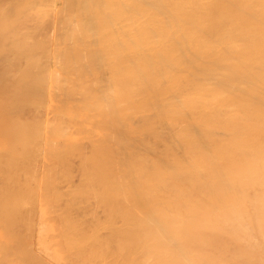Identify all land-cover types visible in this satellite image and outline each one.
<instances>
[{"label": "bare ground", "instance_id": "1", "mask_svg": "<svg viewBox=\"0 0 264 264\" xmlns=\"http://www.w3.org/2000/svg\"><path fill=\"white\" fill-rule=\"evenodd\" d=\"M0 105V142L3 139L6 144L8 139L9 141L12 139L10 142L13 141L18 146L16 142L22 140V142L19 141L23 143V145L20 144L21 150L27 153V156L22 157L26 158L35 153L40 156V153L47 151L49 156L46 155L47 152L43 155H46L48 159H52L56 154L61 155L62 159V155L70 151L72 153L74 151L83 152L88 148L85 147L87 144L90 146V151L95 153L96 160L98 156L103 157L101 170H98L100 165H98V169L95 168L99 171V177L102 175L101 188L103 189L99 194L100 186L98 189L95 187L97 190L94 193L96 192L100 201H103L99 205L103 204V213H106L103 215L105 217L107 215L106 221L101 218L103 222L105 221V226L97 224L99 219L96 223L93 221L91 224L92 220L87 216L85 218L90 220V223L89 220L87 222L89 226L96 224L95 228L98 225L99 228L106 229L107 236L103 240L104 243L101 239L100 243H103V246L105 244L109 251L112 250L111 254L106 249L105 256L108 258L109 255L113 256L109 259L114 264H264V0H0ZM3 105H18V107H2ZM19 105H26L25 107H29V109L30 106L36 105L38 110L39 108L43 110V105H53L52 115L54 114V116L48 117L51 113V109H49V112L46 113L49 114L47 116L49 119L46 120V124L47 122L48 124L44 125L42 123L44 116L40 113L41 116L36 114L39 118L34 119H40L39 122L42 125L35 122L37 120L33 123L31 118L32 125L29 123V126L27 125L28 121L25 120L27 123L24 124L23 119L26 118L24 115L29 119L28 115L30 113L32 115L30 111L33 110L30 109L27 112H30L28 115L23 110V115L20 114L23 116V122H21V117L19 118V123H23V127L17 123L18 129H23L19 131L16 124L12 127V122L10 123L8 120V118H12L11 114L14 117L18 112L21 113L22 110H18ZM54 105L55 107L58 105V107L55 108ZM75 107V114H72ZM31 115L30 117L33 116ZM73 118L80 120L79 123L77 119L75 120L78 126H73L74 130L70 129V124L74 122ZM90 119L93 120L92 129L88 128L85 122ZM6 120H8L11 129L7 123V125L5 124ZM5 126H8L9 129ZM78 127H82L78 131L81 133L80 136L84 134L87 137L82 135L81 138H75L76 136H73ZM87 129L93 130L91 131L93 136L88 137V133H91ZM20 134L24 138H15ZM68 134H73V137ZM13 143L10 144L11 147H13ZM20 146H18L19 149ZM3 147L0 148V151ZM6 148L9 150L8 147H5V151ZM12 149L14 148H11V151H13ZM21 150L19 152H22ZM16 152L14 151L12 154ZM4 153L0 152V156ZM29 153L31 154L29 155ZM8 154L6 152V155ZM23 155L25 154L23 153ZM9 156L6 157L9 158ZM15 156L17 157L16 154ZM33 156L35 157V155ZM10 157L13 158L12 155ZM68 157H71L70 154ZM36 158L38 161V157ZM28 159L30 158L28 157ZM53 159L55 163L53 164L54 161H51V164H58V161ZM68 159L71 160V158ZM43 161L50 164V161L46 162V159ZM84 161L82 162L84 163ZM4 162L6 161L3 160ZM76 162L73 163L77 164ZM91 162L95 164L93 161ZM33 163L35 164L34 161ZM84 164L85 169L88 166H91L92 169V165ZM6 165L8 166V164ZM39 165L35 164L38 169L41 167ZM77 165L76 170L79 167V164ZM14 166L11 165L12 169L16 171L17 167L13 168ZM17 166L20 167L18 168L20 171L25 169L22 164H17ZM32 167L34 168V165ZM8 168L10 167L8 166ZM46 168L48 169L47 166ZM61 168L65 169L64 166ZM71 168L72 170H69L72 172L73 167ZM3 169L4 167H2V171ZM80 169L82 171V168ZM91 169L90 171H92ZM60 170L58 172L63 171L65 174L68 172L67 169V171ZM53 171L56 174L57 170L53 169ZM77 171H73L74 174L76 173L75 176H80L81 173L78 175ZM6 172L4 171L3 175ZM11 172L13 173L12 170ZM16 172L14 175H18V170ZM49 172L50 170L47 172L48 175ZM63 172H61L60 178L59 175L57 176V180L70 175L64 176ZM36 174L34 173L33 176ZM8 175L10 177L8 181L12 183L16 179L17 184L22 176L21 174L19 178L13 179L14 175L9 173ZM51 175L53 176V173ZM71 176L73 178L74 175ZM92 176H87V178L94 179ZM6 177L0 180L3 190L8 182L5 180ZM25 177L29 182L28 173ZM67 178L68 183L70 178ZM42 180L44 181V179ZM51 180L49 179L50 182ZM84 180L82 181L88 182ZM61 181L59 182L60 186L56 182L58 187L62 192L63 190L67 192L66 186L70 183L65 186L64 180L62 182L63 187L66 188L64 189L61 186ZM75 181L74 183L77 184ZM93 181L92 183H94ZM25 182L23 180V183ZM38 182L36 183L38 184ZM31 183L29 182V184ZM14 184L16 186H13ZM14 184H9L11 190L14 187L20 192L24 188L26 192L22 193L26 196L35 190L31 186L26 187L28 188L26 190L21 185V189H19V185L17 186L16 182ZM23 185L27 186L28 184ZM9 186H7L8 190ZM74 186L76 187V185ZM86 186L84 184V189ZM58 187L56 186V189ZM81 187L76 188L77 191L81 190ZM14 188L12 192L18 191L17 189L14 191ZM50 188L52 189V187ZM45 189L43 188L44 191ZM55 190L53 192L60 195L59 188L58 191ZM71 190H74V187ZM87 191L83 192L88 194ZM65 192L63 193L65 194ZM74 192L77 194L76 190L72 194ZM22 193L21 196L19 194L22 197L20 199L13 194L14 200L12 199V201L16 199L17 202H14L16 205L11 201V197L9 198V201L12 202L9 204L14 205L13 209L12 206L10 208L15 212L14 216H16V212L29 204L27 203L29 200L26 201L24 198L27 197L23 198ZM35 193L34 191L33 194ZM41 194L42 202V200L45 201L47 195L43 196L42 194L41 196ZM55 194L53 193V196ZM66 194H70V192ZM76 194L73 196L77 197ZM97 195L93 196L96 198ZM82 196V199L85 200L86 196L84 194ZM35 197L37 196L35 195ZM57 198L55 200L64 202L63 197ZM79 198L77 200L74 198L76 203ZM34 199L36 198L30 199L32 204L37 203L39 198L36 201ZM53 199L54 197H52V201ZM91 199L89 200L90 204L92 203ZM55 200L52 204L51 201H47L49 204L44 207L47 209H45L46 211H50L49 207L47 208L50 206L52 214L56 210V203L59 202H55ZM6 201L8 202V200ZM92 201L94 202L93 199ZM7 202H4L6 205L3 207L0 206V209L4 210L3 213L1 212L4 217H7L5 214L9 213L5 212L4 207L11 205H8ZM41 202L42 211L43 204ZM60 202L57 204L58 206ZM76 203L70 202L69 209H71V204L77 205ZM0 204L2 205L3 202ZM95 205L92 203V208H95ZM84 206L85 204L83 208ZM88 206H90L89 203ZM67 207L60 205V209L65 208L66 212L63 209L60 211L57 208L58 211L56 210L58 213L59 211L64 212L61 214L65 218L63 216V219L61 217L58 219L59 216L57 218V220H63L61 221L62 225V222L65 225L71 224L77 234H81L87 229L91 232L94 231L90 230L91 226L89 228L85 225V218H83L84 226L81 221L75 220V218H79L77 216L79 213L82 215L81 207V209H77L80 211L78 214H72L73 218L69 213L70 210L67 212ZM33 208L31 209L33 210ZM26 209L23 211L27 212ZM98 209L97 207L94 209L96 213ZM23 211L20 212L23 213ZM46 211L39 213V218L42 214L44 216ZM75 211L76 209H74ZM93 213L94 217L98 216L95 215V212ZM13 214H10L11 217ZM19 214L18 217L21 215V218L19 217L21 221L24 214ZM52 214L48 215L53 218V220L49 219L51 225L55 220V215L53 217ZM92 215L88 216L92 217ZM32 216L33 214L31 218ZM46 216L47 214L45 218ZM27 218L23 219L24 223L15 221V219L13 221L19 222L18 226L23 224L24 228ZM45 218L44 222L40 221V224L36 226L39 238L37 234L35 235L37 239L41 238L43 249L47 255L50 254L53 257L51 250L56 248L53 249L54 246H51V242L54 244L53 240L56 237L49 241L46 240L48 243L44 244L45 236L50 233L46 234V232L51 230L52 234L54 231V228L52 229L51 225H48L50 223L46 224L48 218L46 220ZM67 218H71V220ZM6 220L8 221V218ZM29 221L30 218L26 221V225ZM29 223L30 225L34 224ZM36 223L37 221L32 225L33 228ZM12 226L13 229L8 226L5 228H8L9 232L10 229L14 231L16 226ZM28 226L29 224L27 228ZM32 226H29L31 232L35 231ZM84 227L88 228L84 229ZM16 228L19 232L20 228ZM59 230L56 231H59L62 237L64 230L61 227ZM89 231L87 230L86 234L90 233ZM31 232L30 234L28 232L29 236L34 235V232H32L33 235ZM103 233L106 234L105 232L100 234L103 235ZM18 234L16 235L15 232L16 236ZM83 234L81 235L84 236L85 234ZM95 234L91 233L93 238ZM72 235L69 237L70 239ZM29 236L27 235L26 238ZM11 237L10 239H14V242V235L13 238ZM74 238L73 240H75ZM89 238L90 236L85 238V241ZM10 239H3L7 242L5 245L0 242V245L5 247L11 245ZM16 239L18 238L16 237ZM19 239L16 240L20 243L19 245L27 251V244H29L31 250L32 245L29 239L26 240L29 241L27 243L22 238V241H25L23 243L27 245L26 248V245L19 242ZM70 239L68 242H72ZM83 240L82 243H84ZM77 241L79 243V240ZM96 241L95 243H99V240ZM61 244L64 247V242ZM81 244H77L79 248H72L75 243L72 246L69 245L72 248L70 249L72 254L74 250V253L80 250L81 246L79 245ZM13 245L9 251L8 247L5 248L8 251L4 250L7 254L3 251L6 257L10 258L8 255L10 253L17 258V261L15 257L13 258L16 261L14 263L26 264L25 261L20 262L23 260L21 257H28L29 253L27 255L22 253L21 246V249L18 247L20 252L19 250L16 252ZM93 245L91 247L95 250L101 247V245L98 247V244H96L97 248L94 243ZM85 246L83 245L84 249ZM13 247L16 253L24 256L19 257V254H15L14 250L12 251ZM87 247L90 245L86 246V249H89ZM0 249H2L1 246ZM58 250L53 253L58 255L62 250L67 253L66 256L62 254L63 257H60L61 260L64 259V256L67 257L68 261L63 260L67 264L69 261L71 262V258L74 262L72 264H76L77 261L75 260V262L74 258L84 257L83 252L75 257V254L70 257L71 252L68 248L69 254L66 249L59 250V252ZM29 252L31 253V251ZM33 252L35 251L33 250ZM107 252L110 254L108 255ZM39 253L37 252L36 256ZM84 253L89 256L86 252ZM42 254L45 255V253ZM97 254L99 256L102 252ZM33 255L35 256V253ZM57 255L56 259L59 257ZM2 256L4 259V255L1 254L0 257ZM39 256L40 254L38 259ZM90 256L92 255L90 254ZM6 257L5 259H7ZM95 257H87L86 260H94ZM31 258L34 262L28 258L29 263L35 264L37 258ZM43 258L39 259L41 263ZM60 258L55 261L60 263ZM100 258L102 259V257ZM100 258L97 259V262ZM11 260L9 259L10 262ZM43 260H45L43 263L47 262L46 259ZM84 260L82 258V261ZM89 260L88 262H90ZM3 261L5 262L2 260L0 264ZM9 261L7 259V264H10ZM102 262L105 264L103 259ZM102 262L100 263L102 264ZM49 263L51 264V261Z\"/></svg>", "mask_w": 264, "mask_h": 264}, {"label": "rangeland", "instance_id": "2", "mask_svg": "<svg viewBox=\"0 0 264 264\" xmlns=\"http://www.w3.org/2000/svg\"><path fill=\"white\" fill-rule=\"evenodd\" d=\"M0 106H1V105H0ZM7 106H8V107H9V106H15V107H18V105H7ZM7 106L3 105L2 107H7ZM20 106H22V105H19L18 110L21 109L22 111L19 110V111H21V113L18 112L19 115H18V113L16 114L17 116L14 115V117H16V118L19 116V117L17 118V120H16V118L13 117L12 114H11L12 118L10 117V114H9V117H10L11 119L8 118V120L10 121V123L12 122V127L15 126V124H16L17 129H18V125H20V124H21V127H23V123H19V120H20V119H21V122H23V120H24V124H26V123H27L26 121H28L27 125H29V123L32 122V120H33V123H35V122L38 123L40 119L37 120V119L39 118V117H37V116H38L39 113H40L41 115L44 116V120H42V121H44V122H42V123H44V125H47L48 122H47V124H46V120L49 119L50 117L54 116V114L52 115L53 105H52V106H51V105H43V106H44L43 110H44V109H45V110L47 109L46 111L44 110L45 113H44V111L41 110L40 108H39V110H40V111H39V110L36 108V105H35V106H34V105L30 106V109L33 110V111H30V112H32V115H33V116L31 115L30 112H29L30 114L27 113V112L30 110L29 107H25L26 105H25V106L23 105L24 108H22L23 106H22V107H20ZM28 106H29V105H28ZM45 106H46L47 108H46ZM60 106H62V105H60ZM73 106H74V105H73ZM75 106H76V105H75ZM31 107H33V108H31ZM34 107H35L37 110H36ZM54 107H55V105H54ZM56 107H58V105H57ZM56 107H55V108H56ZM76 107H77V106H76ZM76 107H75V109L72 111V114H75ZM55 108H54V109H55ZM5 109H6V108H5ZM27 109H28V110H27ZM34 109H35L36 111H35ZM49 109H51V110H50L51 113H49L50 115L48 114V115H49V116H48L46 113H47V111H48ZM0 110H1V107H0ZM23 110L25 111V113H26L27 115L29 114V115H28V116H29V119L27 118L26 115H24L26 118L24 117L25 119L22 120V117H23V116H20V114L23 115V114H22V113H24ZM37 111H39V112H37ZM33 112H36V113H34V114H35V117H34ZM42 112H43V114H42ZM48 112H49V111H48ZM36 114H38V115H36ZM45 114H46V115H45ZM30 115H31L32 117H30ZM41 115H39V116H41ZM51 115H52V116H51ZM47 116H48L49 118H48ZM20 117H21V118H20ZM19 118H20V119H19ZM31 118H32V120H31ZM34 118H37V119H34ZM40 118H41V117H40ZM42 118H43V117H42ZM42 118H41V119H42ZM13 119H15V120L12 121ZM27 119H28V120H27ZM76 119H77V121H78V123H79L80 120H79L78 118H73L74 122H73V121H72V122H73L74 124L71 122L72 124H70V126H71L70 129H72L73 126H75V127L78 126V125H77L78 123H77V122L75 123V120H76ZM8 120H6L7 122L5 121V124L7 123L8 126H10ZM25 120H26V121H25ZM35 120H37V121H35ZM90 120H91V119H90ZM90 120H88L89 122H88L87 120H85V122H86V124H87V127L90 128V129H92V128H93V123H92L93 120H91V121H90ZM34 121H35V122H34ZM14 122H16V123H14ZM87 122H88V123H87ZM17 123H18V125H17ZM39 123H40V125H42L41 122H39ZM7 124H6V125H7ZM30 124L32 125V123H30ZM75 124H76V125H75ZM84 125H85V124H84ZM8 126H5V128L7 127V129H9ZM29 126H30V125H29ZM91 126H92V127H91ZM21 127H20V128H21ZM24 128H25V127H24ZM79 128H80V127L77 128L78 130H76V133H77L78 131H80V129H82V127H81L80 129H79ZM10 129H11V126H10ZM12 129L15 130L16 127H15V129H14V128H12ZM22 129H23V128H22ZM22 129H18V130L20 131V130H22ZM73 130H74V128H73ZM73 130H71V131H73ZM87 130H88V132L90 131L89 129H87ZM91 131H93V130H91ZM91 131H90V133H91ZM76 133H75V131H74V135H73V134H68V136H69V135H71V136L73 135L74 137L76 136L75 138H81L82 135H83V137H87V135H84V134H82V135L80 136L81 133H79V132L77 133V135H76ZM89 135H90V136H89ZM91 135L93 136V133H91V134L88 133V137H91ZM48 136H49V134H48ZM68 136H67V137H68ZM73 136H72V137H73ZM79 136H80V137H79ZM18 137H19V139H20V138L22 137V135L20 134L19 136L15 137V138H18ZM22 138H24V137H22ZM11 140H12V139H10V141H11ZM13 140H14V139H13ZM15 140H16V139H15ZM5 141H6V140H5ZM10 141H9V139H8L7 143L5 144V143H4V140L1 139V142H0V148H1L2 146H4V147H3L4 150L1 149L0 152H1V153H2V152H5L4 154L1 155L2 157L0 156V157H1V158H0V161H1V159H2V163L0 164V171L2 172V174H1L0 176H1L2 178L0 177V180L3 179V177L5 178V177L7 176L5 180L8 181V180L10 179L8 173L14 175V174L17 173L16 171L18 170L19 173L22 172V173H20V175H19V173H18V175H14V177L11 175V177H13V179H14L15 177H16V178H19V177L21 176V174H22L21 178L19 179L20 181L18 180V184H17L16 179H14L15 182H16V184H17V186L19 185L20 182L23 183V180H24V182H25V181H26V182L23 183V184H26V185L28 184V185L25 186V185H23V184L20 183L21 187L24 186V187L26 188V187H28V186H29V187L31 186V187L33 188V190L35 189L34 191H35L36 193H39V194H36V193L33 194L34 191H32V193H30L29 191L32 190V188H31V190L29 189V191H27V192H29V195H30V194H33V195H30V196H29V195L26 193V194H27V196H26V195H24V194L22 193V192H26L25 189L22 188V189H23V190H22V189L20 188V185L18 186V188L21 189L20 192H19V190H18L17 188H14V187H13V188L15 189L14 191H16V189H17L18 191H16V192H12V191H13V188H12V190H11V186H9V184L11 185L12 183H13V184L15 183L13 179H12V180H13L12 183H10L9 181L6 182V183H7L6 185L10 187L9 190H8V187H7V186H6L7 189L4 188V187H5V186H4V187H3L4 190L6 189V190L4 191V190L1 188V186H0V188H1V190H2L1 193H0V200H1L0 203L3 202V204H2V205L0 204V206H2V207H3V205H6V204H4V202H5V203L7 202L6 200H8V202H7L8 205H10L12 202H13V203H14V202H15V203L17 202L16 199H15V201H12V199L14 200V195H13V194H15L16 198H19V199H20V198H22V197H20V196H21V193H22V194H23V198H24V196H25V197H27V198H24V199H26V201L29 200V201H27V203H29L28 206H30V207L27 206V207H28V208H27V207L25 206L24 209L22 208V209L20 210V211H23V210L25 211V209L27 208V209H28V210L26 209L27 212H24V211H23V213H22V212L18 211V212H16V216H14V215H15V212H13V210H12V209H13V206L16 205L15 203H14L13 206H12V204H11L10 206H6V208L4 207L5 212H9V213L5 214V216L7 215V217H4V214H2L4 210L2 211V208L0 209V218H1V219H0V228H1V230H0V234H1V235H2V234L4 235V236L2 235V238H3L4 240H5V238H6L7 240H9L10 237L12 236L11 238H13V235H14V237H15V241H14V242H15V245H17V244L19 245V244H20V243L17 242L18 239H19L20 237H21V238H20L21 240L19 239V242H22V243H23V242H25L26 240L29 239V240H30V243H31V245H32V248H31V250H30V248H29V244H27V245H28V248H26L27 245H26L25 243H23V245H24V244L26 245V246L24 245L25 248L27 249V251H26V250L23 248V246H21V245H19V246H18V245H17V246L13 245V243H14L13 240H14V239H13V240L10 239V241H12V244H11V245H13V246L16 248V252H17V250H19V252H20V249L23 248L22 250H23V251L25 250V251L23 252V251L21 250L22 253H24L25 255H27V254L29 253V254L27 255L28 257H26V256H24L23 254L21 255L20 253H16L15 250H14L15 248L13 247L12 251L14 250L15 254H19V255H20L19 257H21V256L26 257V258L21 257L23 260H21L20 262L25 261L26 264H34V263H32V262H34V260H32V258H31V257H33V258H35V259L37 258V259H36V263H38V264H39V263L42 264V263L45 261V260H43V259H46V261H47L46 263H43V264H50L49 261H51V264H53V263H55V264H57V263L60 264V263H62V262H63L62 264H67V263H64V261H63L64 259L67 260V259H66L67 257L65 258V256H66L67 253H64L65 251L63 252L62 249H64V250L66 249V251H67L68 254H69V251H68V250L72 249L73 247L79 248L77 244H79V243L81 244V243H82V240L84 239V240H83L84 243H82L81 245H79V246H81V248H80L81 251H80V250H78V251L76 250L77 252L74 253V251H75V250H74V251H73V254H75V255H74V257H75V256H77V254L79 255L80 252H83L82 255H84V257H82V258H83V260H84V259H85V260L82 261V258H81V257H76L77 259L74 258V261H75V260L77 261V262L75 261L76 264H77V263H78V264H82V263H83V264H87V262H88V260H89V259L86 260L87 257H89V258H93V257L96 256L97 253H100V254H101V252H102L101 255L98 256V254H97V256H96L97 258H96V257H95L96 259L94 258V260H96V261H94V260H89L90 262H88V264H94L95 262L98 263V264H101L100 262H102V259H103V261H104L105 264H109V262H111L110 264H112V263L114 264V262H112L111 259H109V258H112V257H113V256H110V255H109L110 253H111V254L113 253L112 250L109 251V248L107 249L106 246H105V244H104V246H103V243H104L103 240L105 239V236H107V231H106L105 228H103V227L105 226L104 224H105V221H106L105 219H106L107 215H106V217L104 216L106 213H103V211H104V206H103V204L99 205L100 203H103V201L101 202L100 199H99V197H98V195H97V193H96V192H95L96 194L94 193V191H96V190L98 189L99 186H100V187H99V189H100L99 194L102 193V189H103V188H101V186H102V175L100 174V175H101V176H100L101 178H100V177H99V171L101 170V167H102L101 165H102V163H103V157H102V156H98V157H97V160H96V157H95L96 155H95V153L93 154V153L90 151V146L87 144V146H85V147H88V148H87L86 150H84L83 152H79V151L76 152V151H74L75 153H74V152L72 153V151H70L69 153H65L64 155H62V159L65 157V158H64V161H63L64 163L62 162L61 155H59V154H58V155H57V154L54 155V153H53V154H52V156L54 155L53 158H55V160L58 161V164L53 165V164L55 163L54 159H53V158H52V159H51V158L48 159V157H46V155L49 156V154H48L49 152L45 151V152H47V154H46L45 152L40 153V156H39L37 153H35V154H31V153H29V155L31 154L32 157H30V156H31V155H30V156H28L30 159H28V157L24 158V157H22V156H27V153H25V152H23V151L21 150V147H22V146H20V144L23 145V143H20V142H22V140H19L20 142L18 141V139L16 140V141H18V142H16V143H18V146H20V149H19V147L17 146V144L13 143V141H12V142H10ZM8 142H9V143H8ZM12 143H13V147H11L12 145H10V144H12ZM7 144H8L9 146H8ZM1 145H2V146H1ZM6 145H7V146H6ZM15 145H16V146H15ZM5 147H8L9 150L6 148V151H5ZM11 148H14V149H12L13 151H11ZM15 148H17V149H19V150H16ZM20 150H21L22 152H19ZM10 151H11V152H10ZM14 151H17V152L15 153V154L17 155V157L15 156V154H12ZM85 151H86V152H85ZM6 152H7V154L9 153L8 155H10V156L12 155L13 158L10 157V156H9V158H7L8 155H6ZM90 152H91V153H90ZM10 153H11V154H10ZM17 153H19V154H17ZM21 153H22V154H21ZM23 153H24L25 155H23ZM83 153H84V155H82ZM88 153L90 154V156H89ZM43 154H46V155H43ZM69 154H70L71 157H68ZM74 154H75V155H74ZM76 154H78V156H76ZM3 155H4V157H3ZM5 155H6L7 157H6ZM19 155H20L21 157H20ZM33 155H35V157H34ZM73 155L76 156V157H74ZM14 156H15V157H14ZM52 156H51V154H50V157H52ZM56 156L58 157V158H57L58 160L56 159ZM63 156H64V157H63ZM80 156H82L83 158L80 157ZM91 156H92V157H91ZM5 157H6L7 159H6ZM33 157H34V159H35L36 157H38V161H37V158H36V161H35V160L33 159ZM40 157H41V158H40ZM45 157H46V158H45ZM72 157H73V160H72ZM79 157H80V158H79ZM90 157H91V158H90ZM93 157H94V158H93ZM101 157H102V158H101ZM10 158H11V159H10ZM14 158H15V159H14ZM16 158H17V160H16ZM20 158H21V159H20ZM23 158L25 159L24 161H23ZM68 158H71V160L68 159ZM74 158H75V160H76L77 162L74 160ZM78 158L81 159V160L78 161V160H79ZM87 158H88V159H87ZM89 158H90L91 160H90ZM9 159H10V160H9ZM13 159L16 161V163H15V161H14ZM44 159H46V162L50 161V164H48V163H44V161H43ZM83 159H84V160L86 159V160L84 161ZM99 159H100V160H99ZM101 159H102V160H101ZM3 160H5L6 162L9 161V162H7V163H6V162H4V163L8 164V166H9L10 168H8V166H7L6 164L4 165ZM11 160H12V161H11ZM26 160H27V161H26ZM28 160H30V161H28ZM32 160L35 162L36 166L40 164L39 166H41L40 168L42 169V171H41L40 168H39V169H40V170H39V169L35 166V164L33 163ZM60 160H61V161H60ZM67 160H68V161H67ZM87 160H88V161H87ZM94 160H96V161L94 162ZM98 160H99V162H100V161H101V162L99 163ZM17 161H18V163H17ZM42 161H43V163H42ZM51 161H54L53 164H51ZM82 161H84V163H86V164H88V162H90L88 165H92V169L90 168L91 166L89 167L88 165H87V166H88L89 168L86 167V169H85V164H84ZM91 161H93L95 164H92ZM13 162H14L15 164H12ZM28 162H29V163H28ZM31 162H32V163H31ZM38 162H41L42 164H41V163L38 164ZM60 162H61V163H60ZM66 162H67L68 164H67ZM69 162H70V163H69ZM73 162H76L77 164H79V167L77 168L78 171L75 169L78 165L75 164V163H73ZM79 162H80V163H79ZM65 163H66V164H65ZM71 163H72V164H71ZM96 163H97V165H96ZM9 164H11V165H15L13 168H16V167H17V168H16V171L13 170L12 167H11V165H9ZM17 164H19V165L22 164V166L24 165L23 167H24L26 170H25V169H22V170L20 171V169H18V168H20V167L17 166ZM32 164L34 165V168L32 167V166H33ZM43 164H44V165H43ZM45 164H46V166L48 167V169L46 168ZM47 164H48V165H47ZM59 164H60V165H59ZM69 164H70V165H69ZM73 164H74L75 166H74ZM83 164H84V166H83ZM1 165H3V166H1ZM30 165H31V166H30ZM71 165H72V166H71ZM94 165H95V166H94ZM98 165H100V166H99L100 168L98 167ZM22 166H21V168H23ZM39 166H38V167H39ZM43 166H44L46 169H45ZM55 166H58L59 168H58V167H55ZM62 166H64L65 169H64V168H61ZM2 167H4L3 171H2ZM52 167H53V168H52ZM54 167H55V168H54ZM69 167H70V168H69ZM71 167H73V171H74V170H75V172L77 171V174H78V175H79V173H81L80 176H81V178H83L82 180L85 179L84 181H88V182L85 183V182H83V181L81 180V178H79L80 176H77V175L75 176L76 173L74 174L73 171H72L73 173L71 172V170H72ZM83 167H84V169H83ZM68 168L71 169V170H69ZM80 168H82V171H81ZM95 168H97V169L99 168V169H98L99 171H97V169H95ZM6 169H7V170H6ZM8 169H9L10 171H9ZM33 169H35V170H33ZM43 169H44V170H43ZM53 169H54V170H57V171H56V174H57V173H59V174L56 175V174L54 173L55 171L52 172ZM60 169H61V170L63 169L64 171H67V170H68V172H66V174H65V172L61 171ZM66 169H67V170H66ZM90 169H91L92 171H90ZM94 169H95L96 171H95ZM11 170L13 171V173L11 172ZM24 170H25V171H24ZM29 170H31V171L29 172ZM36 170L38 171L39 174H38V173L36 174V172H37ZM49 170H50V172H49V175H48L47 172H48ZM59 170H60L61 172H63V175H64V176L70 174V175H68V176L61 177V180H63V179L65 180V181L63 180L64 182L61 181V180H57L58 177L60 178V176H62V175H61L62 173H61V172H58ZM83 170H84V171H83ZM88 170H89V171H88ZM4 171H5V172L7 171V172H6L7 175H6V174L3 175V172H4ZM40 171H41V172H40ZM69 171H70V172H69ZM24 172H25V175H23ZM33 172H34L36 175L33 176V174H34ZM45 172H46V173H45ZM88 172H89V173H88ZM90 172H92V173H90ZM93 172H94V175L97 174L98 177H97V175H96V176H94V175L92 176ZM95 172H97V173H95ZM27 173H28V180L30 179L29 182H30V183L32 182L31 184H34L33 186H32L31 184H29V182H27V177H25ZM32 173H33V174H32ZM52 173H53V176L55 175L56 179H55V177H53L52 175L50 176V174H52ZM71 173H72V174H71ZM41 174H42V175H41ZM43 174H45V175H43ZM89 174H91V175H89ZM2 175H3V176H2ZM5 175H6V176H5ZM47 175H48V176H47ZM58 175H59V176H58ZM71 175H74L73 178H72ZM83 175H84L85 177H84ZM37 176H39V177H37ZM43 176H45V178H43ZM46 176H47V178H46ZM49 176H50V177H49ZM57 176H58V177H57ZM87 176H90V177L92 176L94 179H92V178L90 179V177L87 178ZM23 177H25V178L23 179ZM48 177H49V178H48ZM67 177H69V178L71 179V180L69 179V181H68V183H70V185H68L69 187L66 186V185L68 184V183H67V179H68ZM74 177H75V178H74ZM76 177H78V179H76ZM40 178L44 179V181H46V182H45L46 184L43 183L44 181H43L42 179H40ZM53 178L55 179V182H54V179H53ZM62 178H63V179H62ZM66 178H67V179H66ZM22 179H23V180H22ZM34 179H35V180H34ZM37 179H38V181H39L40 183L37 181ZM49 179H52L51 182L49 181ZM75 179H76V181H75ZM79 179H80V181L83 182V183L81 182L82 184L80 183ZM87 179H88V180H87ZM98 179H99L100 181H99ZM40 180H42V181H40ZM72 180H73V182H72ZM77 180H78V181H77ZM90 180H92V181L94 180L93 182H94L95 184L92 183V181H90ZM96 180H98V182H96ZM10 181H11V180H10ZM48 181H49V182H48ZM52 181H53V182H52ZM60 181H61V186L63 187V186L65 185L67 189L64 188V187H63V188L66 189V191H67L68 193L70 192V194H66L67 192H65V190H63V192H65V194H66V195H65V194L62 192V190H60V187H58V185L60 186V184H59ZM74 181L77 182V184L74 183ZM36 182H38L39 185H38ZM41 182H42L43 186H41V185H42ZM56 182L58 183V185H57ZM62 182H63V184H64V183H65V184L63 185ZM89 182H90V184H89ZM52 183H53V184H52ZM54 183H55V184H54ZM79 183H80V184H79ZM91 183H92V185H91ZM71 184H72V186L74 187V190H76L77 194H76L75 192H74V194H72L74 190H71V191H70L71 188L73 189V187L71 186ZM78 184H79L80 187H81V186H82V187L80 188L81 190L78 189V191H77L76 188H79V186H77ZM84 184L87 185L85 189H84ZM93 184H94V185H93ZM0 185H2V184L0 183ZM44 185H45V186H44ZM49 185H51V186H49ZM74 185H76V187H75ZM88 185H91L92 187L89 186V187H90V188H89ZM96 185H97V186H96ZM13 186H16V185L14 184ZM35 186L37 187V189H36ZM40 186H41L42 189L39 188ZM56 186L59 188V191H58V188L56 189ZM29 187H28V188H29ZM50 187H52V189H51ZM95 187H97V189H96ZM28 188H26V190H27ZM38 188L42 190L41 193L43 194V196H46V195H47V198L42 197V198H45V199H44L45 201L42 200V202H44V203H42L41 200H40V198H41V197H40V194H41L40 191H41V190H39ZM43 188H44V189L47 188V189H45V191H44ZM63 188H61V189H63ZM55 189H56V190H55ZM90 189H91V190H90ZM93 189H94V190H93ZM49 190H50V192H49ZM53 190L60 192V195H58L56 192H53ZM85 190H88V191H87L88 194H86V192H83V191H85ZM89 190H90V191H89ZM6 191H7V192H6ZM9 191H10V192H9ZM37 191H39V192H37ZM79 191H82V192L80 193ZM92 191H93V192H92ZM8 192L10 193V195H9ZM17 192H18V193H17ZM43 192H44V193H43ZM48 192H49L50 194H51L52 192H53L54 194H55V193H56V194L53 196V193L50 195ZM78 192H79V197H80L81 199L78 197ZM89 192H92L93 194L91 193V194H92V195H91ZM6 193H8V194H6ZM11 193H12V194H11ZM19 194H20V196H19ZM42 194H41V196H42ZM48 194H49V195H48ZM62 194H64V196H66V197L68 196V197L65 198L64 196H62ZM75 194H76L77 197H74V196H73V195H75ZM80 194H82V195L84 194V196H86V197L84 198L85 200L82 199L83 196H82V195L80 196ZM85 194H86V195H85ZM2 195H3V198H2ZM6 195H8V196H6ZM11 195H12V196H11ZM35 195H36L37 197H35ZM57 195H58V196H57ZM71 195H72V196H71ZM90 195H91V196H90ZM93 195H94V196L97 195L96 198H95ZM18 196H19V197H18ZM31 196H32V197H31ZM59 196L63 197L62 199H64V202H63L64 204H63L62 202H60V200H55L57 197L59 198ZM7 197H8V198H7ZM10 197H11V198H10ZM52 197H54L53 201H54V200H55V202H56V201H59L61 206H64V207L68 206V207H67V212H69V210H70L69 213H71V215H72V214H78L80 211L77 210V209H81V208H82V209H81L82 215L79 213V214L77 215V216H79V218L77 217V218H75V220H76V221H77V220H78V221H81L82 223L85 222V220H86V222H85L86 224L83 223V226H84V224H85L86 226H88L89 228H90V226H91L90 230H92V231L94 230L93 232H91V231H89V229H87V230L90 232V233H88V234H86V233H87V230H86V231L84 230L85 233H84V232H81V234H83V233L85 234V235H84V234H83V235L86 236V237H85L86 239L90 236V238L93 239V240H91L90 238H89L88 240H90L91 242L88 241V240H87L88 242L85 241L86 239H85V238H82V237H84V236H82L80 233L77 234V233L74 231V228H73V226H71V224H67V225H65L64 222H62L63 225L61 224V221H63L62 219L65 218V217L63 216V214H61L63 211L60 212L63 208L60 209V205H59V206L57 205L59 202L56 203V206H57V207L55 206V204H53V205L55 206L56 210H57V208H58V210L60 209L59 213L57 212L58 210L56 211L54 207H53V208H54L55 212H57L56 214H55L54 211H53L54 214L51 213L52 211H51V209H50V206H47V208L49 207L48 210H50V211H46V210H47L46 208H45L46 210L44 209L45 205H48L50 201H51L50 203L52 204V202H53V201H52ZM61 197H60V198H61ZM69 197H70V198L72 197V198L70 199ZM87 197H88V198L90 197V198L88 199ZM92 197H93V198H92ZM9 198L11 199L12 202L9 201V200H10ZM33 198H36V199L39 198V199H37L38 201H36V199H34L37 203H35L34 200H33V203H35V204H32V203H31L32 200H30V199H33ZM49 198H50V199H49ZM58 198H57V199H58ZM60 198H59V199H60ZM74 198H75L76 200L79 198V200L77 201V203H76V200H75ZM91 198L94 200V202L92 201ZM97 198H98V199H97ZM5 199H6V200H5ZM65 199H66V200L68 199V201H69V200H70V201H69V202H68V201H65ZM72 199H73L74 201H73ZM90 199H91V202H92V203H95L96 205H97V203H98L97 206L95 205V208H94V207L92 208V206H91L92 203L90 204V202H89ZM96 199L98 200V202H96V201H97ZM2 200H4V201H2ZM17 200H18V199H17ZM39 200H40L41 204H43V205H42V211H41V207H40L41 205H40ZM82 200H83V201H82ZM47 201H49V202H47ZM79 201H81V202L79 203ZM87 201H88V202H87ZM9 202H11V203L9 204ZM45 202H46V203H45ZM55 202H54V203H55ZM65 202H67V203L65 204ZM70 202H71V203L75 202V203H76L77 205H79V206H78L77 208H75L77 205H75V204H71V209H69V207H70V205H69ZM61 203H62V204H61ZM88 203H89L90 206H88ZM37 204H38V205H37ZM51 204H50V205H51ZM84 204H85V206H84V208H83V205H84ZM35 205H36V206H35ZM11 206H12V209H10ZM33 206H35V207L33 208ZM72 206H73L74 208H73ZM86 206H87V207H86ZM93 206H94V205H93ZM8 207H9V208H8ZM51 207H52V205H51ZM80 207H81V208H80ZM90 207H91V208H90ZM96 207H97V209H98V208L100 209V211H99V209L97 210V213H99L101 216H100L99 214H97L96 211L94 210V209H96ZM101 207H103V208H101ZM7 208H8V209H7ZM31 208H33V210H32ZM37 208H38V209H37ZM39 208H40V209H39ZM85 208H86L87 210H86ZM89 208H90V210H89ZM9 209H10V210H9ZM72 209H73V213H72ZM74 209H76L75 212H74ZM84 209H85V211H84ZM11 210H12V211H11ZM31 210H32V211H31ZM44 210L47 212V213H46L47 216H46V218H45V215H46V214H44V216H43V214H42V215H41L42 219H41V217L39 218V216H40V214H41ZM63 210H65L64 212H66V209H65V208H64ZM92 210H93V212H95V215H98V216L94 217V213L92 212ZM101 210H102V211H101ZM29 211H30V212H29ZM40 211H41V212H40ZM45 211H44L43 213H45ZM78 211H79V212H78ZM86 211H87V212H86ZM98 211H99V212H98ZM1 212H2V213H1ZM11 212L14 213L12 217H11V215H10V214H12ZM28 212H29V213H28ZM31 212H32V213H31ZM33 212H34V213H33ZM64 212H63V213H64ZM76 212H77V213H76ZM17 213H18V214H19V213H20V214H24V216L22 215L23 218L21 219V221H23V219L25 220V219L28 217V215H29V217L27 218L26 221H28L29 218H30V221H29V222H31V224H32V223L35 224V222L37 221V223H36V225H35V227H34L35 229H34L33 226H32V225H34V224L30 225L29 222L27 223V225L29 224V226H30V227L32 226L33 230H35V231H32V232H34V235H33V233L29 230V229H31V228H29V226H28V228H27L26 221H25V224H24V226H25L24 228L22 227L23 224H21V226H18V225H17L19 222L16 223L15 221H17V220L20 221V218H21V217H20L21 215L19 214V215H20V216H19L20 218H19ZM26 213H27V214H26ZM35 213H36V214H35ZM39 213H40V214H39ZM49 213L52 214L51 216H53V217H54V215H55V218H54L55 220H57L58 216H59L58 219H60V217L62 218V216H63V218H62L61 220H57V221L54 220V224L52 223L53 225H51L50 220H53V218L48 216ZM83 213H84V214H83ZM86 213H88V214L85 215ZM30 214H31V215L33 214V216H35V217L32 216V218H31V215H30ZM34 214H35V215H34ZM57 214H58V215H57ZM59 214H60L61 216H60ZM92 214H93V215H92ZM103 214H104V215H103ZM9 215H10V216H9ZM26 215H27V217H26ZM71 215H70V217H71ZM83 215H84V216H83ZM88 215H90V216L92 215L93 218L90 217V216H88ZM102 215H103V216H102ZM8 216H9V217H8ZM56 216H57V217H56ZM80 216H81V218H80ZM86 216H87V218L89 217V219L92 220V221H91V224H93V223H92L93 221L96 223V222L98 221V219H99V221L97 222V224L100 225V226H103V227H102V228H99L100 226L98 227V225H97L98 228H97V227L95 228V227H94V226H96L95 223H94L95 225H91V224H90V226H89V224H87V222H88L89 219L87 220V218H85ZM10 217H11V219H10ZM14 217H16V218H14ZM24 217H25V218H24ZM37 217H38V218H37ZM74 217H75V216H74ZM98 217H99V218H98ZM3 218H4V219H3ZM5 218H6V219L8 218V221H7ZM17 218H19V219H17ZM44 218H45V220H46L47 218H48V220L50 219L49 222H48V220H47L46 224H47V223H50V224H48V225H51V228H52V229L54 228V231L56 232V233H55L54 231H52V234H51V230H50V231H47L46 234H47L48 232H50L48 235H46V236H48L49 238H47V237L45 236L44 240H45V241H46V240L49 241V240H51V239H53V238L56 237V238L53 240L54 244L51 242V246H52V247L54 246L53 249L56 248L57 250H58L59 247H63V244H61V243L64 242V247H65V248H64V247H63V248H59L60 251L62 250V251H61L62 253L60 252L61 254L59 253V254L57 255V254L53 253V252L57 251L56 249L53 250V251L51 250V252H52V256H53V257H51L50 254H49L50 256L47 255V252L44 251L45 249H43L44 245H42L43 243H42V241H41V238H40V240L37 239V237L39 238V236H38L39 233L36 232V231H38V228H37L36 226H37V224H40V221H43ZM51 218H52V219H51ZM71 218H73V215H72ZM71 218H70V219L67 218V219H68V220H71ZM83 218H85V220H84ZM95 218H96V219H95ZM101 218H103V220H105V221L103 222V221L101 220ZM14 219H15V221H13ZM32 219H34V220H32ZM40 219H41V220H40ZM79 219H81V220H79ZM94 219H95L96 221H95ZM31 220H32L33 222H32ZM72 220L75 221L74 219H72ZM90 220H89V223H90ZM2 221H5V222H6L8 228L13 227L12 225H14V227L17 225L16 227H19V228H20V229H19V232H17L18 228L15 227V230H14V231L11 230V229H13V228L10 229V232L13 231L12 233H10V232H9V229H8V228H5V227H7V226H5V225H6L5 222L3 223ZM9 221H11V222H9ZM12 221H13V222H12ZM21 221H20V223H24V221H23V222H21ZM38 221H39V222H38ZM43 222H44V221H43ZM52 222H53V221H52ZM100 222H101V223H100ZM11 223H12V224H11ZM15 223H16V224H15ZM20 223H19V224H20ZM1 224H2L3 226H2ZM8 224H9V225H8ZM48 225H47V226H48ZM54 225H55V227H54ZM68 225H70L71 227L68 226ZM52 226H53V227H52ZM59 226L61 227L62 230H64V233H63V231L61 232V235H62V233H63L62 237L60 236V232H59V231H61V230H59V228H60ZM62 226H64L65 228L62 227ZM3 227H4V228H3ZM48 227H50V226H48ZM57 227H58V228H57ZM66 227H67V228H66ZM88 227H84V229H85V228H88ZM92 227H93V228H92ZM36 228H37V229H36ZM56 228H57V229H56ZM6 229H7V230H6ZM25 229H26V230H25ZM67 229H68V230H67ZM100 229H101V230H100ZM2 230H3V232H2ZM5 230H6V231H5ZM23 230H25V231H23ZM27 230H28V231H27ZM56 230H59V231L57 232ZM72 230H73V231H72ZM104 230H105V231H104ZM22 231L25 233V235H26V233H27L28 236H29V234H30V232H31V234H32L33 236H31V235H30L31 237L29 236L31 239H30L29 237L26 238L27 235L25 236L24 233H23ZM69 231H70V232H69ZM96 231H97V232H96ZM1 232H2V233H1ZM5 232H7L8 234L5 233ZM15 232H16V235H17L18 233H21V234H20V235L18 234V236H16V235H15ZM28 232H29V234H28ZM98 232H99V233H98ZM101 232H105L106 234L103 233V235H102V234H100ZM4 233H5V234H4ZM13 233H14V234H13ZM54 233H55V235H54ZM57 233H59V235H57ZM68 233H70V234H68ZM91 233H93V234L96 233V234H97V235L95 234V237H94V238H95V241H96V239H97V241L99 240V243H95L94 238H93V235H91ZM9 234H10V236H7V235H9ZM35 234H37V237H36ZM65 234H68V235H65ZM72 234H73V235H72ZM79 234H80V235H79ZM1 235H0V236H1ZM22 235H23V237H22ZM49 235H50L51 237H50ZM52 235H53V236H52ZM56 235H57V236H56ZM71 235H72V237H71L72 240L69 238ZM76 235H77L78 237H77ZM88 235H89V236H88ZM99 235H102L103 238H102V236L99 237ZM24 236H25V237H24ZM64 236H65V237H64ZM74 236H75V238H74ZM87 236H88V237H87ZM96 236L99 237V238H97ZM7 237H8V238H7ZM16 237H17L18 239H16ZM34 237H35V238H34ZM63 237H64V238H63ZM76 237H77V238H76ZM79 237L82 238V239L80 240ZM2 238H0V239H1L0 242H3L4 245H5V243L7 242V240L4 241ZM22 238L25 239V241H24V240L22 241ZM33 238H34V239H33ZM58 238H59V239H58ZM66 238L70 239L72 242H68V239H66ZM73 238H74L75 240H76V239L79 240V243H78L77 240H76V241L73 240ZM61 239H62V240H61ZM100 239H101V241L103 242L102 244L100 243V242H101ZM16 240H17V241H16ZM60 240H61V242H60ZM70 240H69V241H70ZM10 241H9V243H11ZM32 241H33V242H32ZM47 241L44 242V244L48 243ZM56 241H57L58 243H57ZM66 241H67V242H66ZM97 241H96V242H97ZM26 242L28 243L29 241H26ZM92 242H93L95 245H96V244L99 245V246L96 245V248H97V246L100 247V245H101V247H103V248H105V249H103V248L101 249V247H100L99 249H96V250H95V248H92V247L94 246ZM3 243H2V244H3ZM9 243H8V244H9ZM38 243H39V244H38ZM69 243H71V244H72V243H73V244L75 243V245L72 244V245H73V246H72V245L69 244ZM0 244H1V243H0ZM8 244H6V245H8ZM55 244L58 246V248H57V246H56ZM65 244H67V245L65 246ZM68 244H69L70 246H72V248L69 247ZM87 244L90 245V247H87V248H89V249H86ZM11 245L9 244V245L7 246L8 248L5 247V246H3V245H0L2 249H3V247H4L3 250L0 249V250H1L0 253H1L2 255H4V259H2L3 256L0 257V259L5 260V262L7 261V259H8V261H9V259H12V260H11L12 263H11L10 261H9V263H10V264H16V263H14L15 260H13V258H14L15 256L10 255V253H9L8 255L10 256V258H8V256L6 257V254H7L6 251H7V250H6L5 248H7L8 251H9V249L11 250V247H12ZM31 245H30V247H31ZM41 245H42V246H41ZM83 245H84V246L86 245V246H85V249H84ZM9 246H10V247H9ZM20 246H21V248H20ZM55 246H56V247H55ZM91 246H92V247H91ZM18 247H19L20 249H18ZM45 247H46V246H45ZM67 248H68V250H67ZM76 248H75V249H76ZM32 249H33L35 252H33ZM38 249H39V250H38ZM51 249H52V248H51ZM91 249H93V250H91ZM106 249L108 250V252H110V253L107 252L108 255H109V258L105 256V255H106V252H105ZM4 250H6V251H4ZM59 250H58V252H59ZM85 250H86V251H85ZM97 250H98V251L100 250L101 252H100V251L98 252ZM102 250H104V251H102ZM107 250H106V251H107ZM3 251H4L6 254H5ZM8 251H7V252H8ZM29 251H31V253H30ZM39 251H40V253H39ZM89 251H91V252L93 251L94 253H91V252H89ZM95 251H97V252H95ZM10 252H11V251H10ZM32 252H33V254L35 253V256H36V253L38 252V253L40 254L39 259L45 257V258H43V259L41 260L42 263H41V262L39 261V259H38V255H39V254H37V256L35 257V256L32 254ZM58 252H57V253H58ZM70 252H71V253H70L69 255H70V257H71L73 254H72V251H71V250H70ZM78 252H79V253H78ZM84 252H86L87 255L89 254V256H86ZM88 252H89V253H88ZM103 252H104L105 254H104ZM42 253H45V255L42 254ZM1 254H0V255H1ZM54 254H55V255H54ZM62 254H64L65 256H64V259L61 260L60 257H63ZM90 254H91L92 256H90ZM94 254H95V255H94ZM103 254H104V256H105V260H106V261H109L108 263L104 260V258H103V257H104ZM31 255H33V256H31ZM56 255L59 256V257H57L58 259L55 258ZM29 256H31V257H29ZM46 256H47L48 258H47ZM85 256H86V258H85ZM5 257H6L7 259H5ZM40 257H41V258H40ZM100 257H102V259H101ZM15 258H16V257H15ZM28 258H29V260L32 261V262L30 261L31 263H29ZM49 258H50V259H49ZM51 258H52V259H51ZM53 258H54V260H53ZM59 258H60V261H61L60 263H59V261L56 262L57 260H59ZM79 258H81V260H79ZM99 258H100L101 261L98 260L99 262H97V259H99ZM106 258H107L108 260H107ZM48 259H49V260H48ZM55 259H56V261H55ZM68 259H69V256H68ZM2 260H1L0 262H2ZM27 260H28V261H27ZM69 260H70V259H69ZM78 260H79V262L81 261L82 263H81V262L79 263ZM16 261H17V258H16ZM16 261H15V262H16ZM53 261H54V262H53ZM67 261H68V260H67ZM93 261H94V262H93ZM5 262L3 261L2 264H7V263H8V262H6V263H5ZM23 263H24V262H23ZM36 263H35V264H36ZM69 263H70V264L74 263V262H72V258H71V262L69 261ZM69 263H68V264H69ZM102 264H103V262H102Z\"/></svg>", "mask_w": 264, "mask_h": 264}]
</instances>
